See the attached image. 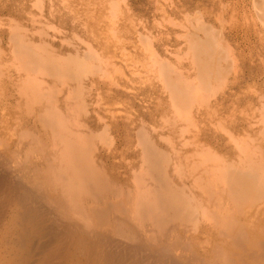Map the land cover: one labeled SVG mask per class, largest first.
I'll list each match as a JSON object with an SVG mask.
<instances>
[{
  "label": "bare ground",
  "instance_id": "obj_1",
  "mask_svg": "<svg viewBox=\"0 0 264 264\" xmlns=\"http://www.w3.org/2000/svg\"><path fill=\"white\" fill-rule=\"evenodd\" d=\"M84 1L92 5L78 2L92 15L86 25L97 49L83 56L78 47L63 52L34 43L18 26L9 32L0 27V264H264V146L239 143L236 125L222 121L223 97L228 91L237 95L242 84L236 69L230 78L235 55L206 27L203 37L191 36L188 64L157 62L169 101L131 113L139 92L130 96L129 87L140 76L124 71L132 63L124 62L128 23L118 26L113 0ZM224 5V14L239 11ZM251 6L264 24V0ZM146 52L143 64L150 68L157 51ZM16 70H25L21 79L12 77ZM144 73L145 82L153 79L154 72L148 79ZM44 75L51 78L47 92V80L36 79ZM244 76L254 81L256 74ZM126 93L134 103L120 109L117 96ZM248 99L241 102L242 129L254 134L257 109ZM260 99L257 123L264 140ZM127 152L138 158L130 167L124 166Z\"/></svg>",
  "mask_w": 264,
  "mask_h": 264
},
{
  "label": "rangeland",
  "instance_id": "obj_2",
  "mask_svg": "<svg viewBox=\"0 0 264 264\" xmlns=\"http://www.w3.org/2000/svg\"><path fill=\"white\" fill-rule=\"evenodd\" d=\"M67 1H71V0H66V1L65 0H58V1L57 0H0V27L4 31L6 30L5 32H9L7 30L8 28H9V30H11V29L18 26L19 29L22 32L24 31L23 33L26 35L27 38L29 37V39L32 42L37 43V44L38 43L39 44H41V43L52 44V45H54V47L56 46L55 50H57V51L67 52V51H70L71 48L74 49V51H75V49L78 47L77 49L80 48L79 50L81 52V55L82 54L84 55V54L88 53L90 48L97 49V47H94V45L97 46V42L93 41L92 34L89 30H87L88 26L86 25V24H88V22L93 21V19L90 18V16H92V15L88 16L89 14H87L80 7L81 3H82V5L83 4L89 5V4H87L85 1L82 2V0H81V2L72 0L70 3H67ZM91 1H92L91 4H93V3L98 4V2H99L97 0H91ZM124 1H125V3H124ZM233 1L234 0H172V1L171 0H157L158 5L156 4V0H122V3H121V0L120 1H118V0L117 1H114V0L111 1V3H112V4L110 3L111 6H114V7L116 6L115 11H113V13L116 12L117 14L116 13L115 14L118 15L117 17H115L116 15L113 14V17H115V19L116 18L120 19V20L118 19L119 21L117 20L118 22L116 21L118 26L124 27L127 25V27H128V24L131 25V23H133V22L136 25V26H134V24H133V26L131 25V28L128 27L130 29H132V27H133V29L131 30V32L133 31L132 33L131 32L128 33L127 27L124 30V35L126 36V38L129 37L127 39L128 43L126 45L127 47L129 46V48L127 49L128 50L127 53L125 52L127 54V56H126V59L124 60V62L127 65L129 64V62H132L131 65H128L129 68L132 70V72H129L130 69L128 67L127 68L124 67L125 68L124 71L126 70L125 71L127 74L126 76H128V77L134 76L133 78H138L137 76H140V78L136 79L139 81V82L137 81L136 82L137 84H135V88L137 87V89L129 87L130 96H132V94L135 93L137 90L139 92V94L137 92L135 93V94H138V97L135 100L136 105L131 110V113H137L136 111H138V108L140 110H142L141 105H142L143 110H144L145 108L146 109L148 107L150 108L151 107L150 103L152 104V102H155V101L159 102V100H160V103H161V100H162V102L169 101V99H170L169 98L170 95L168 94L169 92L164 87L162 78H160L161 76L158 74L159 73L158 63H164V64L166 63V64L171 65V64H173L172 62H175V61L178 62L179 61V63H180L181 61L184 60L183 62L180 63L181 66H183L184 64H188V61H190V59L191 60L193 59L192 54L190 56V53H189V51H190V49H189L190 39L193 36H195V34L198 35L199 37H203L205 30H207V28H208V30H207L208 32H212V33L216 34V36L219 37V39L221 38L220 40H222L225 43L228 55H231L232 53L235 55V60L237 62L235 60H233L234 61L233 62L232 58H230V57H232L233 54L228 58V62L232 61L235 64V65H233V67L234 66L235 67L234 68L232 67V69L230 71L233 74V75L231 74L230 78L233 79L236 72L239 74L241 73V76L240 75L239 76H240V81L242 82V84L240 83L241 87H238L240 89L238 90L237 95H233V92L228 91L227 96L223 97V100H224V115H223V117L224 118L222 119V121L224 120L223 122L226 124L235 123L233 125L231 124V126L236 125V128L233 131V134L234 133H235L234 135L238 134L239 138H238V136H236V137L238 138V142L240 140L239 143L245 144L248 141L251 144L254 141L253 144L254 145L256 144V146L260 145V144L264 146V140L262 137V133H260V131L263 130V128L261 127L262 125H260L261 124V121H260L261 118H260L259 114L261 113V111H260V109H258V108H260V104H259L261 102L260 97L263 96L262 100H264V93H263L264 92V83H263L264 82V80H263L264 79V27L262 26L264 24L260 23L258 21L259 19L257 17H255V16H257V9L256 8L253 9L254 6L253 7L251 6V5H253L254 0H238V1L235 0L234 2ZM159 2H160V4H159ZM220 2L225 3L227 5V7H229L228 10L234 9V6L236 5L237 7H239V11H237L235 13L229 12V13L224 14V13H222V9H220L221 6L223 7L224 4H222ZM57 3L60 5H57ZM116 3H117V5H115ZM126 3L128 5L124 6ZM118 4H121V6L119 5L120 10L122 9L120 11V13L122 14V12H123V14H122V16L124 15L123 17L120 16L118 14L119 11L116 10V9H118ZM56 5H57V7H56ZM162 5H164V6H162ZM226 5H224V6H226ZM61 6L63 9H61ZM91 6L92 5H89V7H91ZM130 6H131V10H127L130 8ZM157 6L160 8H158ZM54 7H56V8H54ZM122 7L123 8L126 7L127 9L126 8L123 9ZM161 7H162V9H161ZM54 9H56V10H54ZM59 9H61V11ZM79 10H82V11H79ZM126 10L128 11V13ZM160 10H161V12H160ZM75 11H77V12H75ZM252 11H254V12H252ZM124 12H126V14ZM129 12L131 14L133 13L131 15V18L130 17L128 18L130 20L132 19L131 21L126 20V18H127L126 15H128ZM68 13L73 14V16L71 14H68ZM219 13L220 14L222 13L221 16H223V18H226V19L224 20L222 17H220ZM249 13H250V15H249ZM64 14H65V17H64L65 19L62 18L64 16ZM230 14L233 15L232 18H231ZM229 16H230V18H229ZM250 16H252V17H250ZM71 17H73V18L70 20L69 18H71ZM134 17H135V19H134ZM123 18H125V19H123ZM63 19L65 21H63ZM219 19H221V20H219ZM247 19H248V21H245ZM251 20H253V21H251ZM10 22H11V25H10ZM47 22H48V24H47ZM125 22L128 24L125 25ZM203 22L205 24L202 25ZM77 23H80V24H77ZM4 24L5 25L7 24V25L4 26ZM220 24H221V26H220ZM9 25L11 27H7ZM81 26L83 29L80 28ZM158 26H160V27H158ZM219 27L222 28V29L220 28L221 29L220 31H222L221 33L219 32V29H218ZM240 27H242V28H240ZM86 30L88 32H86ZM139 30H140V33H142V34L139 33ZM258 31L261 32V34H259ZM87 33L89 35H87ZM50 34H52L54 36L51 35L52 36L51 37ZM147 34H150V35H147ZM135 36H136V38H135ZM149 36L150 37L153 36L152 39ZM137 37H138V39H137ZM147 37H148V39H147ZM222 37L225 39H222ZM54 38H55V40H54ZM88 38H90L91 40ZM87 40L89 41V43L87 42ZM148 40H150V42ZM151 40H152V42H151ZM154 40H156V41H154ZM135 41L138 43H136ZM100 42L103 43V42H105V40L104 39L100 40ZM90 44H93V47ZM138 44H139V47L137 46ZM141 45L145 49H143ZM152 45L154 46V48L157 52L152 48ZM88 46H89V48H88ZM231 46L233 48H231ZM73 47H75V48H73ZM149 47H150V52H152L153 54L156 52V54H154L156 64H153L152 65L153 67L152 66L150 67L151 69L147 68L149 66H145L148 63V61H145V60L148 58V56L146 55V53H147L146 51H149ZM228 47H230V48H228ZM82 48H83V50H82ZM132 48H134V50H132ZM137 49H138V51H137ZM141 49H143V50H141ZM152 49H153V51H152ZM228 49H229V51H228ZM82 51H83V53H82ZM131 51H132V53H131ZM165 51H167V52H165ZM173 52H175V53H173ZM128 54H130V55H128ZM132 54H134V56ZM144 55H146L147 58ZM184 56H187V57L185 58ZM132 57H134V58H132ZM157 57H159V58H157ZM160 57H161V59L164 58V59H162L164 62L160 59ZM135 58H136V60H138V61L141 60L142 62L141 61H139V62L134 61ZM243 58H244V60H243ZM157 59H159L160 62ZM117 60L119 61L120 58L119 59L117 58ZM129 60H132V61H129ZM148 60H149V58H148ZM177 62H175V63H177ZM225 63H227V61ZM132 64H133V67H130V66H132ZM149 64L151 65L150 61H149ZM138 65H141V67H139ZM157 66H158V68H157ZM172 66L176 67V64H173ZM132 68L134 69V71ZM152 68H154V71H153L154 75L153 76L157 79V81L152 76L153 72H150V71H152ZM135 69H137V70H135ZM139 69H140V71H139ZM142 69H143V71H141ZM184 69H188V68L184 67L183 70ZM235 69L237 70L236 72H235ZM252 70H254V72L256 74L254 81L252 79L244 76V75L248 76V74H250V71H252ZM137 71H139L140 73L142 72V74L138 75L139 72L137 73ZM187 71H189V70H185L184 72H187ZM144 72L147 73V79L153 77V79H151L152 81L150 79H148L145 82L146 75H144L145 77L143 76ZM148 72L151 73L150 77H149L150 74ZM23 73H25V70H20V71L16 70V73L14 74V76L12 75V77L16 78V79H21V76L23 75ZM130 73H135V74L132 75ZM90 75L94 77L93 74H90ZM91 76H89V77H91ZM141 77H143V78H141ZM258 77L259 78L261 77V78L259 79ZM48 78H50V77H48V76L45 77V75H44V77L39 76L36 78L37 80H41V79L47 80L45 83H43L44 88H42V90H44V92H47L51 89V84H50L51 78H50V80H48ZM144 78H145V80H144ZM246 78H247V80H246ZM140 79H141V81H140ZM159 79H161V80H159ZM142 80H144V81H142ZM153 80H155V81L153 82ZM140 82H142L141 83L142 85L140 84ZM151 82H152V84H151ZM156 82L158 84H156ZM149 84L151 85V87ZM251 84H252V86H251ZM260 84H262V85H260ZM137 85H139L140 88H138L139 86H137ZM253 85H254V87L256 85V87L254 88ZM161 87H163V88H161ZM259 87L261 88V90L259 89ZM139 89H141V90L139 91ZM247 89L248 90L252 89V90L248 91ZM255 89H257L258 91ZM145 90L148 91L147 94H145L147 91L144 94L142 93ZM245 90H247V91H245ZM218 91L220 92L219 89L215 90L214 94L215 95L217 94V95L215 96L213 94V96H212L213 99L211 96H209V97H211L210 99L214 100V98L218 97L220 95V94H218L219 93ZM129 94L126 93L125 95L117 96L119 98V100L116 104L118 108L122 109V108L126 107L127 105L130 106V103L133 101V98L128 99ZM135 94H134V96H135ZM140 94L142 96L145 95V96H143L144 98L141 97ZM126 95H127V97H126ZM152 95H153V98L151 97ZM61 96H62V94L59 95V97H61ZM241 97H242V99H241ZM248 98L254 99V101H255L254 109L255 108L257 109V111H255V115L257 118L256 117L255 118L256 119L259 118L257 121L255 118L253 120V122H254L253 126H254L255 131H253L252 133L255 132L258 135V137L257 136L255 137L257 139H255L253 137L255 135V133L254 134H246V133L244 134L245 129L244 130L242 129L243 124H245L244 123L245 121L243 119L244 118L243 110H241V109H243V104L241 102L243 101V103H244V101H248L249 100ZM150 99H151V101H149ZM239 99H241L240 102H238ZM138 100H140V101L138 102ZM146 102H147V105H146ZM133 103H134V101H133ZM258 110L260 113L258 112ZM233 119H235V120H233ZM240 119L242 121H240ZM238 120H239V122H238ZM146 122H147L146 123L147 125H149L148 123H150L149 126L153 127L154 124L151 123L152 121L150 119H146ZM227 122H229V123H227ZM255 122L257 125H255ZM257 122L260 124H258ZM238 128L241 130H239ZM236 129H237V132H236ZM256 129H257V131H256ZM231 132H232V130H231ZM222 133H224V132H222ZM241 133H242V136H240ZM245 135H247V136H245ZM251 135H252V137H251ZM242 137H245L246 140H245V138L243 139ZM260 137L262 140L259 139ZM224 138L225 137L222 136V139H224ZM249 138H250V140H249ZM243 141H245V142H243ZM127 153H128V155H126L127 159L124 160V163L126 162L124 164V166L126 165V167L127 166L130 167L132 164H135L138 161V158L133 157L132 152L131 153L127 152ZM132 158H134V159H132ZM120 171L122 172L124 170L120 169ZM123 176H125V175L123 174Z\"/></svg>",
  "mask_w": 264,
  "mask_h": 264
}]
</instances>
